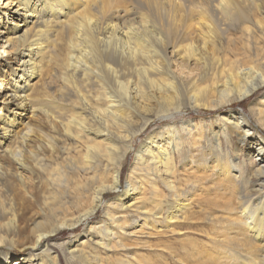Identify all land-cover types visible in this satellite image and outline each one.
Returning a JSON list of instances; mask_svg holds the SVG:
<instances>
[{"label": "bare ground", "instance_id": "6f19581e", "mask_svg": "<svg viewBox=\"0 0 264 264\" xmlns=\"http://www.w3.org/2000/svg\"><path fill=\"white\" fill-rule=\"evenodd\" d=\"M262 41L264 0H0V264H57L48 242L81 226L89 237L92 231L103 236L96 246L123 247L125 237L161 233V219L173 234L182 224L187 231L198 220L206 223L200 231L207 243L175 254V264H264V139L249 142L244 163L241 147L235 160L222 153L234 135L243 145L254 137L241 115L217 117L211 132L190 120L180 124L182 132L171 126L167 137L149 136L123 183L125 159L155 119L172 121L191 110L221 116L257 95L261 103L250 110L256 119L261 115ZM54 60L60 86L57 75L50 82L46 77ZM39 87L46 89L45 106L32 101ZM181 133L196 137L192 148L203 139L207 152L216 151L214 159L203 152L198 161L183 158L189 151L180 152ZM181 157L182 166L195 163L204 176L215 175V199L205 204L212 212L203 211L200 201L206 200H194L196 189L177 186ZM246 162L252 180L244 176ZM92 171L106 178L99 184L98 175L97 188ZM139 176L150 179L151 206L141 204ZM221 180L232 185L234 199ZM110 194L118 195L107 201ZM193 201L202 211L193 210ZM100 210L110 226L90 227ZM81 246L68 245L70 260ZM12 249L29 251L33 259L13 261Z\"/></svg>", "mask_w": 264, "mask_h": 264}, {"label": "rangeland", "instance_id": "374dc122", "mask_svg": "<svg viewBox=\"0 0 264 264\" xmlns=\"http://www.w3.org/2000/svg\"><path fill=\"white\" fill-rule=\"evenodd\" d=\"M239 36L240 35L238 34L236 37H239ZM243 42L245 43V41H243ZM262 42H264V41H262ZM251 44L253 45V47L255 46L253 43H251ZM261 45L264 47V44H261ZM60 52L62 53V51H59V53ZM61 53L59 55H61ZM47 65H49L48 66L49 67V69H48L49 71L47 72L48 74H46L47 75L46 77L48 78V82H50V79L52 80L51 77H53L54 75H57V77L54 76L55 79L57 78V80H58V81H55V82H56V84L58 86H60L59 81H60L61 75H60V69H59V67H58V65L56 63V60H54V62H52V63H50V62H49V64L47 63ZM212 68H211V73L214 74L215 78L217 77V79H220V73L218 72L219 70L216 69L215 67L212 70ZM50 74H52V75H50ZM55 82H53V85H55ZM39 88L40 89L36 92V94L34 95L32 101L34 100V103L35 104L37 103L36 106L38 104H39V106H43V105L45 106V103H47V100L48 99L47 98H44L46 96L43 97L42 95L45 93L44 90H46V89L44 87L43 88L42 87H39ZM53 92H56V91L53 90ZM57 92H58V89H57ZM57 92L55 93L56 96H58ZM85 93H87V92L85 91ZM92 93H93V97H95L97 95V92L95 90H93V91H91V97H92ZM35 96H37V97L35 98ZM41 98H44L45 100H43V99L41 100ZM36 99L38 100L37 102H36ZM261 100H262V96L257 95L255 98L252 97L251 100H248L245 103L238 104L237 106H235V107H233L231 109L229 108V109L225 110L224 113L219 112V114H221V116L220 115H214V114L213 115H209L206 112L199 113L197 110H191V111L185 112V114L183 116L178 117L177 119L172 120V121H169L168 120V121L164 122V121H161V120L159 121L157 119H155L156 120L155 121L153 119L154 121H151L152 124L150 123V125L146 128V130L144 131V133L141 134V136H139L134 141L132 151H131V153L128 154V156L125 159L124 170H123V183L127 182L126 179L128 178L130 169H131L132 165L134 164L135 157H136L135 155L137 154L138 150H140L146 143H148L147 140H148V137L149 136L156 135L157 138H161L162 136L163 137H167V129L168 128H171V126H176L177 128H179L180 127V124L185 123V122L187 123V121H190V120L193 123H196L197 124L199 131H200V128H201V124L203 123V124H205L206 126L209 127V130L211 132L214 128L216 129L218 127V119H217V117H222L224 115H227V113L230 112V111H232L233 113L239 114L242 117H244L246 123L248 122L247 123V126L249 127V129H251V132L254 133L255 135H253L254 137L252 138L250 136L249 137H246V134H245V137H246V139H245L246 140L245 145H243L240 142L239 137L237 135H234V137H231L233 139L232 140L233 142H232V145H231L232 147L231 146L228 147L227 144L224 142L223 143L224 146H223L222 153L223 154L227 153L229 155V159L230 160H235L237 156H234V153H235L236 149H238V147L239 148L241 147V149L243 150V153H242V157L241 158H242V162L244 163L243 160H244L245 157L248 156L247 154L249 153L248 149H249L250 143L251 142L258 141V138L264 139V124H261L258 121L260 119H261V121H264V103H262V104H260V105L257 106V108H260V113H261L260 116H257V119L252 116L251 110H250L251 108H253V105L255 103L256 104L257 103L258 104L261 103ZM56 101H59V100H56ZM53 107H55V106H53ZM1 111L2 110H1V107H0V112ZM56 111H57V109H56ZM60 111L61 110H58L57 111V114H61V113H62L61 115H67L68 114L67 112H63V111L60 112ZM194 121H196V122H194ZM181 129L182 128L180 127V130ZM44 131H48L50 133V131L48 129H46V128H44ZM181 132H182V130H181ZM194 138L196 139V137H190L187 134L181 133L182 149L180 150V152L182 153V151H184V152L189 151V154H184L183 153L184 154L183 158L186 157V159L191 158L194 161H198L199 160L198 159L199 155H197L198 152H201V153L203 152V154L205 156L204 158L206 160L208 159V161H211V158L214 159V156H216L215 155L216 154V151H214V152L213 151L212 152H210V151L207 152L206 148L210 149V147H209V145L205 144V142H204L203 139H198L196 141V144H198V145H196V146L194 145V147L192 148L191 144H192ZM251 151L253 153H256L257 152V148L255 149L253 147V149ZM176 154H178V153H176ZM193 156H195V157H193ZM183 158L182 157L181 158H178V161H177V173L178 174L176 173V175L177 176L179 175V176L177 177L175 175L176 177L174 179L176 180V184L179 183V184H177L178 187H180L182 185L183 187L181 186L180 188L182 190H185V191L187 189L188 190H190V189H196V195L194 196V198H195L194 200H196V198H198V197H199L198 198L199 200L197 199L198 201H200V199L203 200V201L206 200V201H204L205 203L204 202L202 203V201H200L201 202V205L204 206L205 204H208L207 199H209V196L211 198L210 200L215 199V197H214V195L216 196L215 190H214L215 184L214 185H212V184L215 183V179H213V178H216V177L212 173L211 174L209 173L210 175L207 173L206 175L207 176L209 175V177H211V179L209 180L207 178V176H204L205 174L204 175L201 174V172H200V169L201 168H198L195 163H193L191 166H189V165L182 166L183 160H181V159H183ZM179 159H180V161H179ZM245 164H246V166H243V168H245L244 169V173L246 171L247 174L245 173L244 176H245L246 179H248V177H249V179L252 180L253 178H251V177H253V176L250 175L251 173L249 172L250 171L249 170V167H247L248 163L246 162ZM52 165L54 166V163L53 164H50V166H52ZM93 172L94 171L91 172V178L93 177V174L96 175V177H94V179L92 178L91 179V182H93L92 180H94V181L96 180L93 183H96V185L94 187L97 188L98 187L97 184L98 183L100 184L101 180L102 179L105 180L106 178L103 176V174L93 173ZM184 172H186V173L184 174ZM200 174L203 175L205 177V179ZM248 174H249V176H248ZM98 175H99V180H98ZM140 179H142V182L141 183L145 186V189L141 193L142 195H139V198L142 199L141 200V204L143 203L142 205H145L146 204V205L151 206L150 204H148L150 202L146 203L147 200H149V201L150 200H153L152 187L149 184L150 183V181H149L150 179L149 178H145L144 179V178H141V177H140ZM201 179H203V181ZM83 180H84V178H83ZM97 180H98V183H97ZM195 180H197L198 182H196ZM221 181H222V183L225 186H228V191L230 193V198L231 199H234L236 197V192H232V190L230 191V188H231L232 185L228 184L224 180H221ZM252 184L253 185H256L254 181L253 182L250 181L249 188H250V190L252 189L251 191H253V187H254ZM91 185H93V184H91ZM194 185H196V186H194ZM209 185H211V187H208ZM92 187H91V189L94 191L95 188L94 187L92 188ZM208 188H210V189L212 188V189L210 191H208L209 190ZM205 189H206V191H205ZM92 190H91V192H93ZM163 190H165L164 193L166 195H168V191L166 189H164V188H163ZM200 191H201V194H200ZM188 193H191L192 194L191 191H189ZM208 193H211V194H208ZM143 194H144V196H143ZM117 195L118 194H112V195L110 194L111 197L110 198H107L106 200L107 201H112L113 198H115ZM202 195L203 196H206V197L202 198L203 197ZM146 196L148 198H146ZM193 203L195 204V205L193 204V210L195 209L194 210L195 212L198 209H200V210H198L197 212L202 211V209L204 211V209H206V208H207V210H209V211L212 212V209H214V208H211V207H207L206 205H205V207L202 208V207H200L201 205L199 203L198 204L200 206L198 204H196L197 203L196 201L195 202L193 201ZM73 211H75V210L73 209ZM198 217H200L202 220H204V217L199 216V215H198ZM198 221L196 222L197 227L196 226L195 227H192L193 230L189 227L188 229H190V230H187L186 231V228H185L186 227V224H187L186 223L185 225L182 224V225L176 227V229L178 231L179 230L182 231L181 233H174L173 234L170 231V229L165 228L167 226L166 225V222H165V220L161 219V222L157 224L158 227H160V228L163 226L161 228L162 229L161 230L162 231L161 233H156V231H153V230L151 232L149 230L148 233H151V234H148L147 233V235H138V236L133 237V238H128V237L126 238L125 237L122 240V243H121L123 245V247H116V246L115 247H99V246H96L95 242L96 241H99L100 238L102 239L103 236L100 235L97 231L96 232L92 231L91 232V237H89L88 235H86V233L89 232V229L87 227H85V226H81L73 234H70L69 232H67V233L60 234L59 237L52 238L50 240V242H48V249L50 251L49 252V255L51 254L50 255L51 258H54L55 257V260H56L57 264H59V263L60 264H175V262L177 261V258H178L177 256H175V254L176 255H179V256L184 255L183 254L184 251L187 248H190L189 246H191V244L196 245V246H199L201 244L200 242H202V241H203V243H205V242L207 243V240H205V236H202V233H201L202 231H200L202 229L205 230L204 229L205 228L204 226L206 225V223L204 221L198 223ZM90 223H91L90 224V227H95L96 226L97 229L103 228L105 226H110V224H111L109 218L106 216V214H105V212L103 210H100V212H98L90 220ZM181 226H182V228H181ZM196 228L198 230H195ZM168 233H170V234H168ZM182 234L183 235L184 234H187L186 238H184L185 236H182ZM189 238L192 239L193 241L190 240ZM90 239H91V241H90ZM196 239H197V241H199L198 243H197ZM187 242H189V243H187ZM70 243H71V245H75V246L82 245L81 247H74V248L82 249L81 252L82 253L84 252V254H82V253L79 254L78 253L77 256L79 258L81 257L80 259H78V257H77V259H71V260L69 259V255H67L68 252H69V250L67 251V249H68V245ZM82 243H84V244H82ZM50 244H52L53 246L50 245ZM56 245H58V246H56ZM175 247H176V249H175ZM158 249H160V250L158 251ZM163 251H165L166 253L163 252ZM153 252L156 253V254H154ZM157 252H159V253H157ZM3 253H4V249H0V257L3 256ZM9 253L11 254L10 257L13 259V261L18 260L19 258L25 259V260H27V259L29 260L30 258H32V256H31V254H30L29 251H21L19 249H12V250L9 251ZM170 254H171V256H170ZM85 255H87V256H85ZM165 257L167 259H165ZM156 258H157V260H156ZM43 259H44L45 263L46 262H50V257L49 256H46V258H43ZM85 259L86 260L89 259V260L86 261ZM158 259H161V260L158 261ZM164 259H165V261H164ZM178 259H180V258H178ZM73 261H75V262H73ZM150 262H152V263H150ZM26 264H28V263H26ZM176 264H178V263H176Z\"/></svg>", "mask_w": 264, "mask_h": 264}]
</instances>
